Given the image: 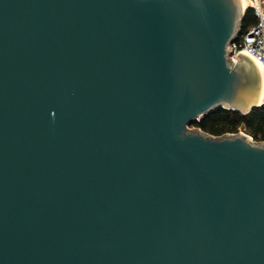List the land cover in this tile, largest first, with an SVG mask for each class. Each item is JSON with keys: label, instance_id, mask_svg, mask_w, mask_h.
<instances>
[{"label": "water", "instance_id": "obj_1", "mask_svg": "<svg viewBox=\"0 0 264 264\" xmlns=\"http://www.w3.org/2000/svg\"><path fill=\"white\" fill-rule=\"evenodd\" d=\"M241 0H0V264H264L261 74Z\"/></svg>", "mask_w": 264, "mask_h": 264}, {"label": "trees", "instance_id": "obj_2", "mask_svg": "<svg viewBox=\"0 0 264 264\" xmlns=\"http://www.w3.org/2000/svg\"><path fill=\"white\" fill-rule=\"evenodd\" d=\"M255 20L251 8H248L242 19V28ZM240 122L253 131L255 138L264 139V104L246 113L220 107L194 123L205 131L220 135L225 132H235Z\"/></svg>", "mask_w": 264, "mask_h": 264}, {"label": "built area", "instance_id": "obj_3", "mask_svg": "<svg viewBox=\"0 0 264 264\" xmlns=\"http://www.w3.org/2000/svg\"><path fill=\"white\" fill-rule=\"evenodd\" d=\"M245 1L246 4L243 7V12L245 13L248 8H251L256 20L248 23L244 29L242 28L237 39L231 42V58L233 61H236L239 50L242 52L246 51L254 56L262 65L261 77L264 82V0ZM259 103L260 105L264 104V87Z\"/></svg>", "mask_w": 264, "mask_h": 264}, {"label": "rangeland", "instance_id": "obj_4", "mask_svg": "<svg viewBox=\"0 0 264 264\" xmlns=\"http://www.w3.org/2000/svg\"><path fill=\"white\" fill-rule=\"evenodd\" d=\"M241 29H242V27H241ZM190 127H192V128H200V127L197 126L195 123L190 124ZM200 129H202V128H200ZM202 130H203V129H202ZM204 131H205V130H204ZM206 132H208V131H206ZM235 132H241V133H244V134H246L248 137H250L252 140H254V141H256V142H264V139L255 138V136L253 135V131H252L249 127H247L243 122H240V123L238 124V127H237V129H236ZM209 133H210V132H209Z\"/></svg>", "mask_w": 264, "mask_h": 264}, {"label": "bare ground", "instance_id": "obj_5", "mask_svg": "<svg viewBox=\"0 0 264 264\" xmlns=\"http://www.w3.org/2000/svg\"><path fill=\"white\" fill-rule=\"evenodd\" d=\"M245 4H246V1L245 0H241V5H242V8L245 6ZM244 53H246L253 61H254V63L257 65V67H258V70H259V72H260V74H261V71H262V65H261V63L258 61V59H256L254 56H252V55H250L248 52H246V51H243ZM263 87H264V82H263V79H262V77H261V87H260V92H259V96H258V99H257V101L258 102H260V100H261V93H262V90H263Z\"/></svg>", "mask_w": 264, "mask_h": 264}]
</instances>
